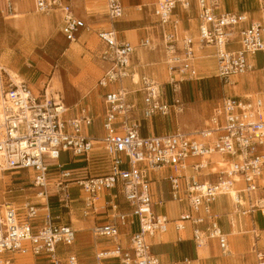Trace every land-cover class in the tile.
Returning a JSON list of instances; mask_svg holds the SVG:
<instances>
[{"label":"built area","instance_id":"1","mask_svg":"<svg viewBox=\"0 0 264 264\" xmlns=\"http://www.w3.org/2000/svg\"><path fill=\"white\" fill-rule=\"evenodd\" d=\"M4 1L7 12L12 13L13 0ZM101 1L109 23L123 17L120 0ZM192 3L198 12L196 41L173 18L177 6L188 10ZM33 4L39 14L60 11V33L69 43L80 32L90 30L60 0H33ZM218 9L219 0L156 1L152 14L162 29L170 102L151 77L134 79L131 42L119 39L111 26L96 33L102 65L97 86L104 90L100 142L87 135L93 119L84 110L68 117L62 100H48L45 91L35 96L24 81H16L0 66V264H9V255H30L46 264H78L74 255L61 259L57 252L58 246L69 247L74 242L75 231L64 217L70 219L76 203L82 204L84 217L107 212V222L95 226L92 233L112 241L113 246L100 250L96 260H117L119 264H160L151 254V241L170 229L177 234L187 232L196 248L215 240L221 254L228 255L227 237L211 212L220 196L233 193L231 201L242 216L264 217V196L259 195L264 192V92L220 98L209 125L199 133L200 140L180 132L141 133L143 122L164 119L172 108L181 107L180 83L203 79L195 46L213 50L215 77L224 86L251 70L248 57L264 55V24L243 27L245 14L219 13ZM235 37L240 50L228 51L226 46ZM149 44L146 39L141 46ZM95 143L102 144L104 156L98 160L108 162L106 174L74 178V171L59 163L61 155L68 153L72 164H88ZM215 155L223 167L212 160ZM45 161L56 165L51 168ZM11 171L15 172L5 176ZM22 173L25 177L21 179ZM210 176L213 181L203 180ZM165 188L172 202L186 205L173 219L155 211L164 203L157 199V191L164 193ZM19 197L24 201L17 205L13 200ZM41 200L45 203L38 202ZM122 204L126 209L122 210ZM135 223L137 230L131 233L126 250L118 242L119 229ZM254 253L256 264H264V248H255Z\"/></svg>","mask_w":264,"mask_h":264},{"label":"rangeland","instance_id":"2","mask_svg":"<svg viewBox=\"0 0 264 264\" xmlns=\"http://www.w3.org/2000/svg\"><path fill=\"white\" fill-rule=\"evenodd\" d=\"M76 1H79L77 3L78 6H86V12H81L80 14L85 19L86 24L89 25L90 30L78 42L69 44L60 34L59 21L54 20L53 16L35 13L31 0H13L14 8H18L14 13L17 16L15 18H13V15L9 17L4 16L6 19H2L0 16V57L2 66L15 73L21 80L24 77L17 70L21 69V67L26 71L30 70L42 76V80L37 86L30 85L29 87L35 96L42 95L44 91H47L48 94L62 100L65 107L69 110L68 114H73L76 110L85 109L94 120L93 133L97 135L99 133L97 125L101 122L103 115L101 97L96 87V81L102 74L101 65L98 60L100 48L96 33L99 30L109 29L110 24L105 20V5L101 0L97 7L91 5V3L89 4L88 0H75L74 2ZM122 2L129 11L115 28L118 30L120 36L131 42L135 47V61L138 58L139 62L148 64V67L145 68L146 75L154 79L161 90H165L167 100L170 102L172 95L168 85L170 77L164 59V45L155 34V20L150 16L156 0L144 4L142 16H138L134 12L136 7L142 5L140 1L132 0L126 4L124 3L125 0ZM87 3L88 5H86ZM249 3L247 2L248 5ZM195 23V20L191 22L193 25L191 32L193 33H195ZM148 34L153 42L149 48L143 49L140 47V43ZM191 37L196 41L197 33ZM210 54H196L197 69L199 76L203 77V79L196 81L197 86L194 85L193 88L190 87V84L189 87L183 86L180 92L182 95L179 93L181 107L172 108L168 117L156 120L158 133L180 132L191 135V138L200 140L199 133L209 125V120L214 110V103L217 104L223 96L233 93H243L242 91L238 92V89L233 88V86H225L226 88H224L223 83L215 77L216 68L213 67L212 62L211 67H204L203 57L210 60ZM135 61L134 64L136 66ZM135 70L136 72H134L138 74L139 72H137L136 67ZM246 79L248 84L252 86L253 82H249V78ZM24 80L28 81L25 78ZM184 83L186 81L180 84ZM259 84L264 89V79L262 77ZM239 87L241 88L243 85ZM94 145L95 150L88 164H72L68 153L61 155L59 163L65 165L67 169L81 168V170L75 173L74 178L106 174L108 172V162L106 160H98V157L104 156L102 144L95 143ZM45 164L52 168L56 165V162L45 161ZM24 177L25 174L22 173L20 178ZM165 186L167 187V185ZM25 187L29 188V185ZM30 191L26 190L27 193ZM71 195L75 196V191H72ZM30 197L33 199V202L36 201L33 196ZM219 198L225 204H233L231 197L229 200L228 195L220 196ZM13 201L17 205H20L24 201V198H15ZM51 208L53 211L56 210V206H52ZM232 209L233 207H230L228 212H224L225 214L220 216L225 227H228L226 222L230 221L231 223L233 217L241 218L243 222L246 223L248 221L249 223L247 227H243L244 229L241 230V234L235 237H228L230 246L233 244L235 246L234 240L237 237L241 238L245 244L243 252L238 254V257H236L237 261L233 264H253L254 259L250 252L253 235L250 219L248 216H242L237 212L232 214ZM65 219L67 218L65 217ZM76 220H73L74 224L77 223ZM77 221L79 222V220ZM80 222L77 224H80ZM260 225L262 226L264 223L260 221ZM260 236L264 238V234H260ZM187 237L181 235V238ZM167 238L168 236L163 237L165 240ZM215 252L217 257H219L220 254L216 247ZM8 258L10 259L9 264H36L35 259L30 255H9Z\"/></svg>","mask_w":264,"mask_h":264},{"label":"crops","instance_id":"3","mask_svg":"<svg viewBox=\"0 0 264 264\" xmlns=\"http://www.w3.org/2000/svg\"><path fill=\"white\" fill-rule=\"evenodd\" d=\"M60 1L64 4L70 5L73 12L78 17H80L81 19H83L85 21L83 16L80 14L81 12H86V6L85 5L84 6H81V5L78 6L77 3H79V1L74 2L75 0H60ZM122 1L123 0H120L121 5L123 7V11H124V13H123V17H124L129 10L126 9L127 7H126V5L124 6ZM130 1H132V0H125L124 3L126 4V3H129ZM136 1H140V3H142V5H140V9L145 7L144 4L152 2V0H136ZM31 2H32V7H33L34 12L37 13L34 9L33 0H31ZM87 2L89 4L91 3V5H93L95 7H97L100 3L98 0H88ZM247 2H250L249 5L247 4ZM74 3H75V5H74ZM88 3L86 5H88ZM155 4H156V2H155ZM155 4L153 5V7L155 6ZM261 6L264 8V2L262 0H219L218 12L219 13L225 12V13H233V14H245L247 17V22H246V24L243 25V27H248L251 23L264 24V12H263L264 10ZM13 8H14V6H13ZM16 10H18V8L17 9L14 8L12 13H8L6 10L5 1L0 0V16L2 17V19H6L5 17H9L11 14H13V18H15L17 16V15H14ZM134 12L137 13L138 16L139 15L142 16V10L141 11L135 10ZM151 13H153V10ZM197 14H198V12H197L196 5H195V3H192L191 8L188 10H182L181 8H179L177 6V8L173 12V18L178 21L180 29L183 32H186L188 35L192 36L195 33H197V27H198V23H199L198 18H197ZM48 15L53 16V18H55L54 20L59 21V31H60L61 24H62V14L60 13V11L59 10H53V11L49 12L48 14H46L45 16H48ZM150 16H152L155 20L154 21V23L156 25L155 34L157 35L158 40L162 42V29L159 26V24L157 23V20L153 16V14H151ZM122 18H120L119 20H117L113 24L109 23L106 18H105V20L115 30L119 39L126 40L124 37H122L118 34V30L115 28L116 25L120 23L119 21ZM194 20L196 21V23L194 25L195 26L194 27L195 33L191 32V28L193 27L191 22ZM86 33H87L86 31L80 32L78 37H77V40L74 43L78 42ZM149 36L150 35L148 34L147 37L142 39L141 43L144 40L148 39L150 41V44H149V46H150L153 41H152L151 37H149ZM63 39H64V37H63ZM98 43H99V41H98ZM141 43H140L141 48H143V49L149 48V46L148 47H142ZM69 44H71V43H69ZM99 48L101 50L100 43H99ZM195 48L197 49L196 54L197 53H203V54L204 53L205 54L211 53L209 56L210 57L209 59L211 61L208 60L207 58L203 57V65H204V67L209 68L212 66V63H213V67L215 68V61L212 58L213 50L212 49L208 50L209 48L198 49L197 46H195ZM226 49L228 51L240 50V45L238 44V38L235 37L234 40H232L230 43H228L226 46ZM135 51L136 50L134 47V53H133L132 58H131V68L133 71L136 72V70H135V67H136L138 70L137 72H139L138 73L139 76L146 75L145 68L148 67V64H144V63L139 62L138 58L136 59L137 61H135V54H136ZM163 52H164V59L166 62V52H165V50ZM134 61L136 62V66L134 64ZM248 63L252 66L251 70L249 72H247L245 75L236 78L232 82V84L229 85V86H233V88H237L238 92L242 91L243 93L242 94L241 93H239V94L233 93V94H230L227 96H236L239 98H244L246 96H250V95L254 96V95H257L261 92H264V89L259 84L261 77H262V79H264V55L262 53H259L253 57H248ZM99 64L101 65L100 62H99ZM0 66H2L1 57H0ZM17 70L20 71V73H19L20 75H22L25 79L28 80V81H25L23 78L22 81H24L26 84H28L29 87H30V85L34 86V87L37 86L40 83V81L42 80L41 75H37V73L32 72L30 70L26 71L22 67H21V69H17ZM101 70H102V65H101ZM40 71L42 72V70H40ZM146 76H148V75H146ZM246 78H249L248 79L249 82H253L252 86H250L248 84V82L246 81L247 80ZM97 81H96V87L98 88L99 93H100L101 106H102L101 109H102V115H103L104 110H103V104H102V95L104 94V90L97 86ZM189 84H190L191 88H193L194 85L197 86L196 82L195 83L194 82H186V83L180 85V88L183 89V86L189 87ZM242 85H243V87L240 88L239 86H242ZM199 86H200V84H199ZM224 88H226V87L224 86ZM217 104L214 103V108ZM81 110H84L86 112L85 109H80L79 111L76 110L73 114H67V116L72 117L75 114L80 113ZM87 114L90 115L89 113H87ZM156 120H159V119L154 118L152 120L145 121L142 123L143 130L141 131V133L143 136H149L150 134L151 135L152 134H160L157 132ZM93 124H94V120H93ZM93 124H92V126L87 128V135L91 139H93L94 141H100L104 136V132L102 130V120H101V122H99V125L96 124L98 127V131H99V133L97 135H95L93 133ZM213 160L217 161V162L219 160L222 161L220 157H215V159H213ZM223 166H224L223 163H220V167H223ZM72 170L74 171V173H76L77 171L81 170V168H76V169H72ZM83 178H85V177H83ZM204 179H207L209 181H213L214 177L210 176L207 178H203V180ZM230 194L228 195L229 200H230V197L233 198V196H234L233 193H230ZM259 195L264 196V192H259ZM157 199L163 200L164 203H163V206H161V207H155V211L159 212L161 214H164L169 218L172 217L171 219L178 217L181 213H183L186 210L185 203L178 204V203L172 202L170 200V197L167 193L166 188H165L164 193L159 192V190L157 191ZM72 207H73V209L71 212L70 219H68L66 217L68 219L67 220L64 217V221L68 222L70 224L71 228L75 231L74 242L69 247L58 246L57 252H58L59 257L61 259H64L68 255L72 254L76 257L78 264H119V262L117 260H108V261H101V262H98L96 260V255L100 250L110 248L113 246L112 241H109V240H106L103 238H96V237H94V235L92 233V229L95 226L103 225L107 222V220L109 219L107 212L101 211L99 214H96L94 216L84 217L80 211V208L82 207L81 203H76ZM230 207L231 208L233 207V209L235 210V207L233 206L232 203L231 204H229V203L225 204V203H223V200L219 197L211 205V212L213 215L218 217L219 225H220V228L222 230V233H224V235H226V237H227V243H228L227 252L230 253L229 255L223 256L221 254V252L218 248L217 242L215 240H210L205 244V246L200 247V248H196L194 243L190 240V236L187 232L184 234H177L173 229H170L166 234H164V235H162V236L151 241V248H150L151 254H153L154 256H156L159 259L160 264H171L172 262H177V261H182V260H187L188 264H233L235 261H237L236 257H238V254L243 252L245 244H244V241L241 240V238L237 237L234 240L235 246H234V244L232 246H230V242H229L228 237L229 236L235 237V236L241 234L242 233L241 230L244 229L243 227H245V226L247 227L249 225V223H248V221L246 223L243 222V220H241V218L239 219L238 217L237 218L233 217L231 223H230V221L226 222L228 227H225L220 216H222L226 212H228L230 210ZM121 208H122V210L126 209V206L122 204ZM233 209H232V211H233L232 214H235L236 210L234 212ZM74 219L79 220V222L81 221L80 224H77V223H79L77 220H76L77 223L74 224V222H73ZM249 219L251 222V232L253 234L250 252H251L252 258L254 259L253 264H256V256L254 253V249L255 248L256 249H263L264 248V238H262V236H260V234H264V225H262V226L260 225V221L262 223H264V217H262L259 214H255V215L249 217ZM200 228L203 229L204 225L201 226ZM136 230H137L136 223L132 226L121 227L119 229L118 242L124 249L128 250L130 248V245H129L130 235H131V233L135 232ZM181 235L188 236V237L187 238H181ZM165 236L166 237L168 236V238L166 240L163 239V237H165ZM215 247L220 254L219 257H217V254L215 252ZM236 251H238V253H236ZM200 256L204 259H202ZM34 259H35L36 264H46L44 261H42L38 258H34Z\"/></svg>","mask_w":264,"mask_h":264},{"label":"bare ground","instance_id":"4","mask_svg":"<svg viewBox=\"0 0 264 264\" xmlns=\"http://www.w3.org/2000/svg\"><path fill=\"white\" fill-rule=\"evenodd\" d=\"M98 1H100V0H98ZM101 2V1H100ZM136 11H141L142 9H140V7H136V9H135ZM11 15H13V14H11ZM12 77L14 76L15 78H16V81H21V78L20 77H18L15 73H13L12 71H10V70H8V69H6V68H4ZM136 74V73H135ZM139 78V75L138 74H136L135 75V77H134V79L135 80H137ZM45 95H46V98L49 100V99H52V98H54V99H59L58 97L57 98H55L54 96H52V95H50V94H48V92L47 91H45ZM188 136H190V137H192L191 135H188ZM196 137H198V136H196ZM215 157H218V156H213L212 157V160L213 159H215ZM214 161V160H213ZM220 161V160H219ZM217 162V161H215V162H217L219 165H218V167H220V163H223L222 161H220V162ZM15 171H11V172H8V173H6V175L5 176H9L10 174H12V173H14ZM231 195V194H230ZM34 197V196H33ZM35 200H36V198H35ZM38 202H40V203H45V200H41V201H38ZM234 206V205H233ZM234 210V209H233ZM235 212V211H234ZM73 218V217H72ZM229 253V252H228ZM230 254V253H229ZM228 254V255H229Z\"/></svg>","mask_w":264,"mask_h":264}]
</instances>
